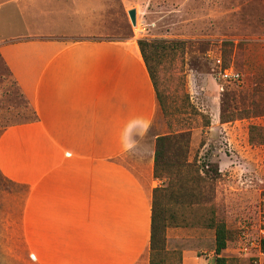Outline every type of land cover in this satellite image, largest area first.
Instances as JSON below:
<instances>
[{"label":"crops","instance_id":"0c3cea01","mask_svg":"<svg viewBox=\"0 0 264 264\" xmlns=\"http://www.w3.org/2000/svg\"><path fill=\"white\" fill-rule=\"evenodd\" d=\"M71 1L74 14L88 15ZM43 21L15 22L0 36V59L36 114L0 131V259L150 264L162 134L137 39L99 35L91 18L81 32Z\"/></svg>","mask_w":264,"mask_h":264},{"label":"rangeland","instance_id":"374dc122","mask_svg":"<svg viewBox=\"0 0 264 264\" xmlns=\"http://www.w3.org/2000/svg\"><path fill=\"white\" fill-rule=\"evenodd\" d=\"M76 1L88 15L74 14L71 0H0V36L15 32L20 27L15 22L41 28L44 19H58L60 32H81V24L91 18L92 31L111 39L185 41L181 54L168 55L159 65L165 109L158 105L153 130L189 131L187 158L191 169L199 170V199L211 196L229 229L221 254L229 264H264V252L247 246L240 236L245 230L249 240H258V218L264 216V144L248 143V126L264 125L263 0ZM132 8L135 24L127 13ZM216 58L222 68L238 71L240 81L220 79ZM224 92L230 94L229 108H248L249 117L220 122ZM183 101L191 104L186 111ZM30 117L31 107L0 59V131ZM187 179L176 185H192ZM182 197L188 199L187 193ZM201 213L203 208L184 211L188 220H199ZM213 250V229L194 225L165 230V264H214ZM7 262L0 259V264Z\"/></svg>","mask_w":264,"mask_h":264},{"label":"trees","instance_id":"16d2710c","mask_svg":"<svg viewBox=\"0 0 264 264\" xmlns=\"http://www.w3.org/2000/svg\"><path fill=\"white\" fill-rule=\"evenodd\" d=\"M137 45L153 85L157 104L164 111V93L158 80V68L166 56L181 54L185 41L140 38L137 40ZM229 95L228 92L221 94L220 122L225 123L249 117L248 108H229ZM183 103V109L186 111L191 104L189 101H183ZM31 112L32 117L21 120V122L34 121L36 114L32 109ZM189 140L190 133L187 130L169 132L155 138L153 176L161 180V185L155 187L152 193L149 263L165 264L162 254L165 250L167 227L203 225L214 231V264H229L228 258L221 254L227 246L229 229L224 219L217 213L212 197L199 199L203 190L198 188L200 184H197V179L201 177L197 168L191 169L192 162L187 158ZM248 143L251 145L264 144V125L250 124L248 126ZM195 175H197L196 179H194ZM186 176H188L187 182L192 185H186V183L176 185V182ZM184 193H187L188 199L182 197ZM200 208H203V213L200 214L199 220H188L184 214L186 209L196 211ZM260 247L264 252V238L260 241Z\"/></svg>","mask_w":264,"mask_h":264},{"label":"built area","instance_id":"2783aa9c","mask_svg":"<svg viewBox=\"0 0 264 264\" xmlns=\"http://www.w3.org/2000/svg\"><path fill=\"white\" fill-rule=\"evenodd\" d=\"M217 65H218V77L224 81H240L241 79V74L234 70L231 67H221V62L219 58L215 59ZM264 213V212H263ZM259 225L257 227L258 230V240L254 241V240H249L248 237V233L243 230L240 233V236L242 237V239H245L246 244H248L247 246H255L257 248V251L259 253H261V247H260V241L262 238H264V216L262 214H260L259 218Z\"/></svg>","mask_w":264,"mask_h":264},{"label":"water","instance_id":"95a60500","mask_svg":"<svg viewBox=\"0 0 264 264\" xmlns=\"http://www.w3.org/2000/svg\"><path fill=\"white\" fill-rule=\"evenodd\" d=\"M127 13H128V16H129L131 23L135 24V22H136V17H135L136 11H135V9L134 8L129 9L127 11Z\"/></svg>","mask_w":264,"mask_h":264}]
</instances>
